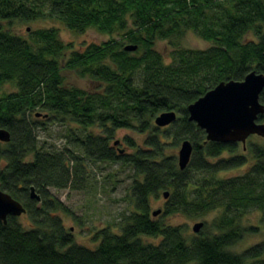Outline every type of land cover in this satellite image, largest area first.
Segmentation results:
<instances>
[{"label": "trees", "instance_id": "16d2710c", "mask_svg": "<svg viewBox=\"0 0 264 264\" xmlns=\"http://www.w3.org/2000/svg\"><path fill=\"white\" fill-rule=\"evenodd\" d=\"M45 19L110 40L78 51L57 28L28 38L8 29ZM188 32L213 45L183 47ZM160 41L173 48L170 63L157 50ZM130 45L137 50L126 51ZM63 71L100 88L68 85ZM252 72L264 74V0H0V128L11 135L9 143L0 142V190L23 204L32 224L27 230L18 218L0 221V264H264V244L230 251L257 231L242 226L248 212L258 210L264 220V147L246 144L239 154V144L207 142L188 113L218 84L243 81ZM8 84L15 90L5 92ZM172 111L177 121L156 126L159 114ZM51 122L102 133L79 140L78 156L39 142L36 132ZM124 129L146 134L143 147L126 137L133 153L117 150L112 141ZM184 141L193 153L182 171L177 149ZM248 152L255 162L243 175L219 176L247 166ZM85 159L135 172L133 210L122 215L119 233L111 226L99 230L94 249L65 228L59 215L73 214L50 191L82 190ZM32 187L41 202L31 198ZM166 192L162 213L154 217L151 202ZM212 213L218 215L194 235L166 222Z\"/></svg>", "mask_w": 264, "mask_h": 264}, {"label": "rangeland", "instance_id": "374dc122", "mask_svg": "<svg viewBox=\"0 0 264 264\" xmlns=\"http://www.w3.org/2000/svg\"><path fill=\"white\" fill-rule=\"evenodd\" d=\"M5 27L8 28V25L5 24ZM46 28H57L60 32L61 39L67 44H73L74 49L78 51H84L92 44L102 45L110 40L109 36L103 35L96 30H89L84 34H77L70 31L62 22L52 19L38 20L31 23L15 22L8 29L13 33L28 38L30 32ZM181 45L189 49L206 50L213 44L201 39L193 32H188L182 38ZM156 47L165 58L166 63H170L173 48L169 43L160 41ZM63 75L68 85L90 92L97 91L100 88L99 83L89 78H80L74 72L63 71ZM3 90L5 92H12L15 89L12 85L8 84L4 86ZM47 128V131L38 130L36 132L41 144L46 143L47 147L55 146L60 151L70 150L78 156H82L83 153L78 143L79 140H84L90 134L97 135L102 133L98 128L84 129L68 122L47 123ZM126 137H130L143 147L146 134L126 129L119 130L115 133V138L112 142H118L116 149L129 154L133 153V150L124 142ZM251 143L264 147V138L251 136L247 141V146ZM179 150L180 147L177 149V155ZM242 150L243 145L239 144V154ZM246 156L248 158L247 166L223 172L219 176L224 178L243 175L247 168L255 162L251 152L246 153ZM224 157H229V154H225ZM82 165V190L57 191L51 189L50 191L73 214L72 216L59 215L63 219L65 228L74 235L78 244L94 249L99 244L94 240L95 234L108 226H111L114 233H119L120 230L118 227L122 215L125 213L128 214L133 210L131 187L135 180V172L131 166L93 162L88 159H85ZM164 201L163 196H160L158 199H153L151 202V211L154 212L162 209ZM217 215L218 213H212L205 218L197 219L178 216L170 218L166 222L173 225H183L186 227L188 235H194L193 227L195 224L204 222L211 223ZM18 221L27 230L31 229L32 224L28 215H22L18 218ZM242 226L247 229L255 228L257 231L246 235L240 243L230 248V251L237 254H241L255 245L264 244V220L260 211L251 210L248 212L242 221ZM150 241L153 240L150 239Z\"/></svg>", "mask_w": 264, "mask_h": 264}, {"label": "water", "instance_id": "95a60500", "mask_svg": "<svg viewBox=\"0 0 264 264\" xmlns=\"http://www.w3.org/2000/svg\"><path fill=\"white\" fill-rule=\"evenodd\" d=\"M125 49L134 52L137 46L130 45ZM263 90L264 74L256 72L248 74L240 82H222L188 107L189 121L196 123L206 132L207 142L236 143L245 147L251 136L264 138V123L259 121L260 116L264 115V105L260 102ZM177 119L176 112H164L155 119V124L159 128H165ZM10 141V133L0 128V142ZM192 153V143L184 141L178 153L179 167L182 171L188 168ZM30 192L32 199L41 202L42 199L34 187ZM169 195V192L164 193V199H168ZM26 213L23 204L0 190V221L7 224L9 217L19 218ZM161 213L162 209H159L152 214L157 217ZM203 226L204 223L195 224L194 233L198 234Z\"/></svg>", "mask_w": 264, "mask_h": 264}]
</instances>
